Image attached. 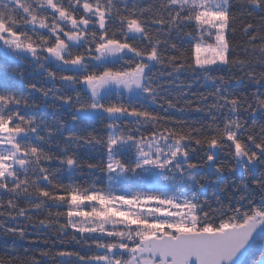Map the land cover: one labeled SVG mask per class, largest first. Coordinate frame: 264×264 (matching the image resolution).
Masks as SVG:
<instances>
[{
    "label": "snow or ice",
    "instance_id": "snow-or-ice-1",
    "mask_svg": "<svg viewBox=\"0 0 264 264\" xmlns=\"http://www.w3.org/2000/svg\"><path fill=\"white\" fill-rule=\"evenodd\" d=\"M0 57V264H264V0H0Z\"/></svg>",
    "mask_w": 264,
    "mask_h": 264
},
{
    "label": "trees",
    "instance_id": "trees-1",
    "mask_svg": "<svg viewBox=\"0 0 264 264\" xmlns=\"http://www.w3.org/2000/svg\"><path fill=\"white\" fill-rule=\"evenodd\" d=\"M236 43H239V44L243 43L241 33L239 31L236 34L235 44ZM240 56H241V58H243L242 52L240 53ZM3 63H4V59H3V57H0V64H3ZM8 63L11 64L12 62L8 61ZM20 67L25 72L26 81L36 82L38 87H40V86H43L45 88H51L52 87V82L49 81L46 76L42 75L38 69L34 70L32 66L25 65V64H21ZM10 78H11L10 71L6 70L5 68L0 67V80H5V79L10 80ZM181 79H184V77L182 76ZM12 82L15 83L16 86L21 91H23L25 94L27 93V89H25L23 87V85H20L18 81H12ZM233 84H235V82H233ZM57 87H59V82H57ZM203 90L204 89H201V91H203ZM33 99L37 103L42 102L39 94H35ZM51 103H52L51 98H47V104L50 105ZM29 112L31 114H34L37 117V119L43 117V118L47 119L49 122H51L53 119H62L63 121H65V127L72 128L74 131L79 130V126H73V124L71 123L72 110L68 109L67 107L53 109L51 107L45 106V107L38 108V109H30ZM201 116H202V114H200V115L191 114L189 118L190 119H199V118H201ZM92 127L100 128L102 126L99 125V123H94L88 127V131H91ZM76 151H77L79 157L81 158V160H89L90 158H95V157H98L100 155L99 152L92 151L87 147H81ZM220 159L224 160L223 153H221ZM93 162H94V160H93ZM85 172H87L86 168H85ZM199 175L203 176V177H205V179H207L206 170L201 171L199 173ZM223 176H224V183H228L230 180L236 179L238 174L230 175L229 173L225 172L223 174ZM76 179L77 180L80 179L79 173L76 174ZM212 179H214V177H212ZM237 183H239V180H237ZM206 197L207 198L213 197V189L212 188H209L208 191L204 195L201 196V199H204ZM29 230L32 231L31 226H29ZM20 243H22L24 245V247L28 246V241H22ZM66 250H74V249H73V246L68 245V246H66ZM260 252H261V247H260V245H257L254 249L250 250V255L245 256L244 260L246 262H249V264H250V262L252 260L259 258Z\"/></svg>",
    "mask_w": 264,
    "mask_h": 264
},
{
    "label": "rangeland",
    "instance_id": "rangeland-1",
    "mask_svg": "<svg viewBox=\"0 0 264 264\" xmlns=\"http://www.w3.org/2000/svg\"><path fill=\"white\" fill-rule=\"evenodd\" d=\"M233 40V43L235 44V41H236V36L232 38Z\"/></svg>",
    "mask_w": 264,
    "mask_h": 264
},
{
    "label": "water",
    "instance_id": "water-1",
    "mask_svg": "<svg viewBox=\"0 0 264 264\" xmlns=\"http://www.w3.org/2000/svg\"><path fill=\"white\" fill-rule=\"evenodd\" d=\"M244 258H245V257H244ZM244 258H243V259H244Z\"/></svg>",
    "mask_w": 264,
    "mask_h": 264
}]
</instances>
